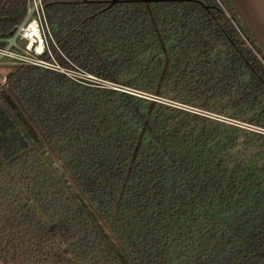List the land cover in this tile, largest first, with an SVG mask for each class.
<instances>
[{
	"label": "trees",
	"instance_id": "16d2710c",
	"mask_svg": "<svg viewBox=\"0 0 264 264\" xmlns=\"http://www.w3.org/2000/svg\"><path fill=\"white\" fill-rule=\"evenodd\" d=\"M84 1L43 0L50 35L120 90L0 70V264H264V56L230 2Z\"/></svg>",
	"mask_w": 264,
	"mask_h": 264
},
{
	"label": "built area",
	"instance_id": "2783aa9c",
	"mask_svg": "<svg viewBox=\"0 0 264 264\" xmlns=\"http://www.w3.org/2000/svg\"><path fill=\"white\" fill-rule=\"evenodd\" d=\"M53 48L67 66L57 61ZM12 66L52 71L83 86L102 84L101 80L76 67L59 52L49 32L43 0H26L22 22L7 37L0 38V70ZM5 83L6 75L0 74V87Z\"/></svg>",
	"mask_w": 264,
	"mask_h": 264
},
{
	"label": "water",
	"instance_id": "95a60500",
	"mask_svg": "<svg viewBox=\"0 0 264 264\" xmlns=\"http://www.w3.org/2000/svg\"><path fill=\"white\" fill-rule=\"evenodd\" d=\"M239 20L242 28L252 37L257 49L261 55L264 56V0H228ZM83 2H85L83 0ZM117 0H111L108 8L112 7ZM239 30V29H238ZM239 33L248 44L253 48L252 43L243 35L242 31ZM255 54H259L255 51Z\"/></svg>",
	"mask_w": 264,
	"mask_h": 264
},
{
	"label": "rangeland",
	"instance_id": "374dc122",
	"mask_svg": "<svg viewBox=\"0 0 264 264\" xmlns=\"http://www.w3.org/2000/svg\"><path fill=\"white\" fill-rule=\"evenodd\" d=\"M92 76V75H91ZM92 77H94V76H92ZM96 78V77H95ZM98 79V78H97ZM100 80V79H99ZM102 81V80H101ZM94 87V86H93ZM95 87H98V88H110V89H115V90H120V89H118V88H116L115 86H113V85H111V84H108V83H106V82H104V81H102V84L101 85H99V86H95ZM131 93V92H130Z\"/></svg>",
	"mask_w": 264,
	"mask_h": 264
}]
</instances>
